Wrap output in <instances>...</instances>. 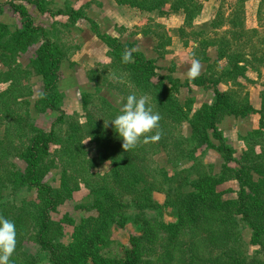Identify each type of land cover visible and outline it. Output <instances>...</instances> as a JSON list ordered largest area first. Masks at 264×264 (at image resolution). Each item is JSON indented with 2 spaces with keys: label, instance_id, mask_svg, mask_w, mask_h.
<instances>
[{
  "label": "trees",
  "instance_id": "trees-1",
  "mask_svg": "<svg viewBox=\"0 0 264 264\" xmlns=\"http://www.w3.org/2000/svg\"><path fill=\"white\" fill-rule=\"evenodd\" d=\"M30 1L40 12L62 16L64 19L56 22L64 28L85 17L83 8L53 11L46 0ZM115 1L118 5L144 11L158 9L164 13V5L169 3L170 10L182 9L188 19L200 9L198 0ZM238 2L242 5L229 18H225L220 9L212 23L215 28L226 21L231 25V29L216 40L218 59L228 63L219 73L224 80L247 77L248 66L259 71L260 66H264V34L260 35L255 28H245V0ZM5 4H10L23 21V28H16L13 33L12 56H8L10 61L7 56L3 58L7 70L0 76V82L8 83L7 88L0 90V112L10 119L5 136L0 140V216L13 221L16 228L11 264H38L35 257L23 250L25 241L36 243L47 251L51 264H155L153 257L158 247L163 251V264H264V153L256 154L248 149L240 158H235V149L226 143L217 126L226 115L245 117L255 112L260 115L259 127L251 135L264 138V92L262 107L255 109L246 97L239 98L237 91L218 90L219 79H213L218 73L216 68L220 67L217 59L208 65L210 75L201 74L192 79L196 85L214 90V100L192 113L190 107L179 101L180 87L189 85V81H172L156 71L154 60L144 58L137 51H129L116 37L98 33L111 50V67L122 75L116 76L111 84L122 89L124 97L140 90L160 116L158 128L146 134L151 136L158 131L157 140L144 142L141 138L134 147L125 150L111 125L105 126L89 111L84 122L78 113L60 111L62 94L57 90L62 62L60 50L46 30L34 24L23 5L11 1L0 3V14ZM263 7L264 0H261L259 13L262 17ZM7 28L0 22V37L8 33ZM38 35L44 41L36 51L33 66L34 73L42 78L44 89L33 107L39 113L60 111L49 131L33 127L29 112L31 103L26 99L32 91L22 84L30 76H21L24 71L18 65L11 66L16 64L11 62L16 53L35 43ZM126 50L131 52L132 59L123 63L121 56ZM91 78L98 81L96 76ZM88 98L89 95L83 101L86 109ZM105 111L111 119L119 109L106 102ZM186 120L193 127L190 137L179 130ZM211 135L218 143L212 141ZM86 138L102 149V161L108 167L106 172L92 171L95 162L85 150ZM204 146L223 157L218 171L214 170L213 162L198 158L196 153ZM160 151L165 152L174 166L182 159L194 162L188 168L169 174L152 159ZM15 157L25 160L24 172L16 169ZM60 165L61 182L55 187L45 181V177ZM228 180L239 183L236 198L223 199L218 190V186ZM81 182L89 188L94 200L91 205H77V208L90 214L80 224H75L68 216L60 221L53 219L51 213L60 201L71 197ZM9 185L11 192L27 185L35 190V195L18 204L3 194V189ZM125 203L137 209L130 217L136 229L129 237V245L113 242L108 235V228L117 217L119 221L124 219L120 218V209ZM156 208L163 213L169 211L172 218L159 220L145 213L146 209ZM64 221L74 225L73 240L69 243L61 241ZM244 225L252 230L251 243L260 247L251 256L245 251Z\"/></svg>",
  "mask_w": 264,
  "mask_h": 264
},
{
  "label": "rangeland",
  "instance_id": "rangeland-1",
  "mask_svg": "<svg viewBox=\"0 0 264 264\" xmlns=\"http://www.w3.org/2000/svg\"><path fill=\"white\" fill-rule=\"evenodd\" d=\"M8 1L23 5L33 17L34 24L42 26L46 30L47 36L53 40L62 54L57 83V90L62 94L60 111L64 110L69 114L78 113L83 122L86 120V112L89 111L104 125L110 119L106 116L105 103L108 102L120 109L125 93H121L122 89L118 90L111 84L116 80V76L122 75L116 73V70L111 67V50L100 39L98 33L116 37L127 46L129 51L134 49L144 58L154 60L156 71L172 81L180 83L189 81V85L180 87L179 101L190 107L193 113L203 104L212 103L215 93L214 90L196 85L193 78H189L187 75L188 68L193 60H197L200 66L198 75L212 73L208 71V65L211 61L214 62L218 59L216 40L231 29V25L227 21L223 26L215 28L212 24L214 18L220 9L224 17L229 18L232 12L242 5L238 0H198L200 9L191 19H188L182 9L170 10L169 3L164 5V10H166L164 13L158 9L144 11L136 7L118 5L115 0H46L47 5L53 11L60 8L64 10L70 7L83 8L85 17L79 18L69 28H64L56 22L57 19H64L62 16H52L49 12H40L30 0H0V3ZM260 3L261 0H245L243 23L247 30L255 28L260 35H263L264 16H260L259 13ZM261 15H264V7ZM0 22H4L8 26V33L0 37V76H2V72L7 70L3 58L7 56L8 59V56H12L10 48L14 44L13 33L16 28H23V21L10 4H5L0 14ZM43 41L41 35H38L35 43L28 46L25 51L16 53L11 61L16 64L12 63L11 66L18 65L19 69L24 71L21 76H30L23 80L22 84L29 86L32 91V95L26 99L31 103L29 112L33 127L49 131L60 111L48 110L39 113L33 107L38 95L44 89L42 78L34 73L33 66L36 51ZM248 58L250 57L248 56ZM218 64L220 66L216 68L218 73L213 76V79H219L216 88L220 91H237L240 95L239 98L246 97L255 109H260L264 92V66H260V71L248 66L247 77H238L237 81H232L224 80L219 74L228 67L227 61L218 59ZM91 76H96L98 81L93 80ZM7 86L8 83L0 82V90ZM134 93L138 96H146L141 94L140 90H136ZM87 95H89V101L86 109L83 101ZM191 116L190 112V118ZM259 119L258 113L250 112L245 117L226 115L217 124L226 143L235 149V158H240L242 152L248 149L263 155L264 138L251 135L259 127ZM9 122L10 119L0 112V140L5 136ZM109 125L111 124L109 123ZM179 130L184 136L190 137L193 131L191 122L186 120ZM211 139L214 143H218L212 135ZM83 143L88 157H91L95 162L92 171L106 172L108 167L102 161V149L90 138L84 139ZM196 154L199 159L205 162H213L215 171L220 169L223 157L217 151L212 148L206 149L204 146L198 149ZM152 157L155 164L167 170L169 174L188 168L194 162L191 159H182L174 166L168 161V157L163 151ZM13 161L16 164V169L24 172L25 160L15 157ZM61 172V165L52 168L46 175L45 181L55 187L59 186ZM218 190L222 192L223 199H233L237 197L239 183L236 180H228L220 184ZM3 194L20 204L22 200H29L33 197L35 190L30 189L27 185H21L11 192V185H9L3 189ZM93 200V194L81 182L80 187L72 193L71 197L60 201L57 209L51 213L52 218L60 221L68 216L73 218L75 224H80L90 213L85 209L77 208V205L88 206L93 203ZM136 211L137 209L130 203H125V206L120 209V218L124 219L119 221L120 219L117 217L116 221L108 228V235L113 242L129 245V237L136 229L130 217ZM145 211L148 216L159 220L172 218L169 211L163 213L159 208L146 209ZM63 224L65 230L61 241L69 243L73 240L74 225L69 224L68 221H64ZM242 234L247 244L246 253L249 256L254 255L260 247L251 243V228L244 225ZM23 250L35 257L38 264H51L49 253L42 250L36 243L25 241ZM162 253L163 251L158 247L153 257L155 264H163Z\"/></svg>",
  "mask_w": 264,
  "mask_h": 264
},
{
  "label": "clouds",
  "instance_id": "clouds-1",
  "mask_svg": "<svg viewBox=\"0 0 264 264\" xmlns=\"http://www.w3.org/2000/svg\"><path fill=\"white\" fill-rule=\"evenodd\" d=\"M131 59V52L124 51L121 56L122 62L128 63ZM199 68V62L193 60L188 68V77L195 78L199 74ZM159 119V113L153 111L146 96L130 93L122 101L118 114L109 119L105 126L111 124L114 132L122 140L123 149L127 150L134 147L141 138L144 142L157 140L158 131L151 136L146 134L158 128ZM15 245L14 222L0 216V264H11L10 257L15 250Z\"/></svg>",
  "mask_w": 264,
  "mask_h": 264
}]
</instances>
